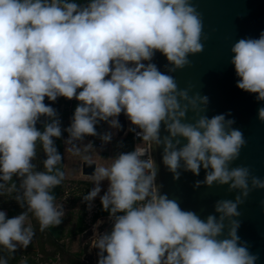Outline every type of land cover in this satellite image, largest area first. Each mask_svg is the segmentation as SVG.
<instances>
[{
    "label": "clouds",
    "instance_id": "9594fccd",
    "mask_svg": "<svg viewBox=\"0 0 264 264\" xmlns=\"http://www.w3.org/2000/svg\"><path fill=\"white\" fill-rule=\"evenodd\" d=\"M203 29L193 0H0V195L14 194L25 209L12 218L0 211V247L15 253L30 245V214L40 231L62 223L64 210L53 194L65 178L54 143L62 128L44 101L64 97L78 101L63 129L73 155H81V146L93 148L81 142L99 135L98 123L120 129L123 113L142 143L163 148L162 163L174 180L181 169L194 176L203 169L195 187L238 190L234 200H217L214 213L201 218L162 193L151 151L136 145L119 153L95 167L94 187L83 198L91 206L99 196L112 223L95 235L97 264H257L259 257L238 235L239 206L264 189V178L249 167L232 166L247 145L244 134L226 119L230 112L209 117V98L190 96L170 74L203 51ZM156 53L166 58V72L152 62ZM231 54L236 87L264 102V32L238 40ZM41 117L48 121L43 131L36 127ZM258 119L264 122V106ZM112 137L100 135L105 144ZM38 143L46 156L43 171L32 162Z\"/></svg>",
    "mask_w": 264,
    "mask_h": 264
},
{
    "label": "water",
    "instance_id": "95a60500",
    "mask_svg": "<svg viewBox=\"0 0 264 264\" xmlns=\"http://www.w3.org/2000/svg\"><path fill=\"white\" fill-rule=\"evenodd\" d=\"M203 15L204 29L201 53L190 55V63L184 69L170 73L175 77L180 89H189V95L199 93L207 96L209 103L206 114L231 113L226 119H234L233 127L240 129L247 141L240 157L233 167L244 165L251 174L264 178V122L258 119V108L264 102H257L255 95L248 94L236 87L237 76L230 63L231 47L242 38H258L264 32V0H193ZM160 71L166 72V58L156 53L154 60ZM74 100V99H73ZM191 120L192 113L188 114ZM120 129H114L116 138H123L126 130V116H119ZM147 145V144H146ZM153 158L159 165L157 183L163 185L161 191L169 198L176 199L184 210L196 212L201 218L214 213L217 200H234L238 190L228 191V185H201L195 187L197 180H203L202 169L199 176L180 170L178 180L173 179L162 163L163 148L154 150L147 145ZM96 165L93 161H82L79 173L89 178ZM264 189L252 191L245 202L239 206L241 216L238 235L246 241L249 249L259 259L257 264H264ZM112 223L107 218L98 225H92L80 234V264H97L98 249L94 248L95 235L110 230Z\"/></svg>",
    "mask_w": 264,
    "mask_h": 264
},
{
    "label": "rangeland",
    "instance_id": "374dc122",
    "mask_svg": "<svg viewBox=\"0 0 264 264\" xmlns=\"http://www.w3.org/2000/svg\"><path fill=\"white\" fill-rule=\"evenodd\" d=\"M105 132H112L113 137L112 140L105 144L102 142V140L99 138L96 142H92L93 148L88 150L87 152L83 151V147L81 146V155H73L71 151H67V156H66V172L73 171V177L71 180H68V185L64 186L63 189V200L57 202L56 204L59 206L63 207L64 210V216L62 217V221L65 225L66 230L68 231L67 235L63 236V241L66 244L67 247H72L73 250L75 251V254L80 257V248H79V240L78 238L80 235L75 234V225L80 216L83 215V224L85 226V230L90 228L92 224L95 222H92L90 217L92 215V204L91 206L88 205L87 201H84L83 194L86 191V185L89 184V189L88 192L94 187L93 181L91 180V177L85 178L79 175V167L80 163L82 161H93L97 162L95 163L96 166H99L101 164H106L110 163L111 160L110 158L114 157L115 151L117 152V145L120 140V138L115 137V131L114 129H110L108 124L102 131L101 135H103ZM68 138H64V145L65 148L69 147L66 146L65 141ZM88 142H91L90 140H84L81 142L82 144H87ZM105 153L107 157H105V160L100 157L101 153ZM85 157H88L85 159ZM107 158V159H106ZM104 161H103V160ZM36 161V160H35ZM37 162V161H36ZM38 163V162H37ZM77 183H82V184H77ZM107 181L102 182L101 187L102 191L100 195L104 194V191L107 190ZM99 196L93 201L96 202L98 201ZM106 220V219H105ZM104 221V220H102ZM98 225V224H96ZM67 236V237H66ZM65 237V238H64ZM62 238V237H61ZM71 238H73V243L74 246H71L72 241ZM70 244V246H69ZM55 264H58L55 262Z\"/></svg>",
    "mask_w": 264,
    "mask_h": 264
},
{
    "label": "trees",
    "instance_id": "16d2710c",
    "mask_svg": "<svg viewBox=\"0 0 264 264\" xmlns=\"http://www.w3.org/2000/svg\"><path fill=\"white\" fill-rule=\"evenodd\" d=\"M73 2L77 3H85L86 0H73ZM45 104L51 106L54 108L57 112L58 118L61 122V128H62V136L60 138H54L55 146L57 147L58 152L62 156V140L64 138H68V133L66 131H63V129H66L70 126L72 117L75 111V108L77 107L78 101L74 100H67L64 97H58L55 102L49 101L47 98H45ZM48 122L47 118L41 117L38 121L36 127L38 130L43 131L44 130V124ZM106 122H100L96 126V131L99 134L96 137H85L84 140H90L91 142H96L106 127ZM132 151V140L131 136L129 134H126L123 138H121L118 142V148H117V154L121 152H129ZM36 160L40 161L41 169L39 171H43V161L46 159L45 154L43 153L42 145L39 143L37 144V156L35 158ZM59 167L62 170V162ZM62 184V183H61ZM82 184V183H77ZM86 191L83 194V198L85 195L88 194L89 184L86 185ZM61 185L57 186L53 190V194L57 198L58 195L61 193ZM82 198V199H83ZM84 200V199H83ZM109 217V213L103 210L102 205L100 202L97 203L96 210L92 214L91 221L95 222L96 220L100 218H106ZM37 229V227H36ZM85 230V226L83 224V215L80 216L76 222L75 225V234L80 235ZM38 231L41 233V236L43 237L42 240L44 243H48L51 247V252L53 256H56L60 264H80L77 258H75V255L69 254L67 251L64 250L63 246L60 245L57 241L59 240L60 236L62 235V228L61 224L58 226L49 227L48 229H45L44 231H40L39 224H38ZM44 234V236L42 235Z\"/></svg>",
    "mask_w": 264,
    "mask_h": 264
},
{
    "label": "crops",
    "instance_id": "0c3cea01",
    "mask_svg": "<svg viewBox=\"0 0 264 264\" xmlns=\"http://www.w3.org/2000/svg\"><path fill=\"white\" fill-rule=\"evenodd\" d=\"M118 147V145H117ZM117 152L115 151L114 153V157L116 156ZM66 156H67V152H66V148L64 145V140H62V171L65 174V178L61 184V193L58 195V197L55 200V203L62 201L63 200V189L64 186L68 185V180H71V178L73 177V171H69L66 172ZM100 157H102L105 160V157H107V155H105V153H101ZM102 159V160H103ZM107 159V158H106ZM34 159L32 162L34 164H36L37 168L36 170L39 171L41 169V164L40 161ZM103 160V161H104ZM95 160H93L94 162ZM97 163V162H95ZM80 175V174H79ZM14 182H16L17 184H19V180L16 177H13ZM100 202V199H98V201L96 202H92V214L95 212L96 210V206L97 203ZM25 209H22L18 203L15 201L14 199V194H3L0 195V211H5L6 212V218H12L14 216H17L19 214H21ZM92 217V215H91ZM90 217V219H91ZM109 217L106 218H100L98 220H96V222L92 225L95 224H99L100 221L105 220ZM30 220L31 223L34 227L35 230V236L32 240V242L30 243V245L25 249L23 247H18L17 251L15 253H10L7 249H4L3 247H0V258H6L8 260V264H55V262H57L58 264H60V262L58 261L56 256L52 255L51 252V247L49 246L48 243H44L42 240V236L41 233L38 231V221L31 216L30 214ZM37 227V229H36ZM61 228H62V235L60 236L59 240L57 241L60 245L63 246L64 250L67 251L69 254L71 255H75V258H79L76 254L75 251L73 250L72 247H67L66 244L63 241V236L67 235L68 231L65 228V225L62 221L61 223ZM44 236V234H42ZM62 237V238H61ZM67 237V236H66ZM65 238V237H64ZM73 238H71L72 244L71 246H74V242L72 240ZM79 240V248L81 246V239L80 237L78 238ZM70 246V244H69Z\"/></svg>",
    "mask_w": 264,
    "mask_h": 264
},
{
    "label": "built area",
    "instance_id": "2783aa9c",
    "mask_svg": "<svg viewBox=\"0 0 264 264\" xmlns=\"http://www.w3.org/2000/svg\"><path fill=\"white\" fill-rule=\"evenodd\" d=\"M133 126L130 124V122L128 121L127 117H126V130H125V135L129 134L131 136V140H132V150H134L136 145H139L145 149H147V145L145 143H142L137 137H136V133L129 131L130 128H132ZM136 131H139L138 129ZM124 135V136H125ZM92 213V212H91Z\"/></svg>",
    "mask_w": 264,
    "mask_h": 264
}]
</instances>
